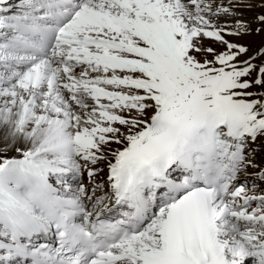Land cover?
I'll list each match as a JSON object with an SVG mask.
<instances>
[{"label": "snow or ice", "instance_id": "6c2138e0", "mask_svg": "<svg viewBox=\"0 0 264 264\" xmlns=\"http://www.w3.org/2000/svg\"><path fill=\"white\" fill-rule=\"evenodd\" d=\"M253 33L264 0H0V264H264Z\"/></svg>", "mask_w": 264, "mask_h": 264}, {"label": "bare ground", "instance_id": "6f19581e", "mask_svg": "<svg viewBox=\"0 0 264 264\" xmlns=\"http://www.w3.org/2000/svg\"><path fill=\"white\" fill-rule=\"evenodd\" d=\"M241 11L243 12L242 18L247 20L250 19L253 15H255V11H247L241 7ZM229 39H236L235 37H229ZM239 43H242L250 48V54L252 50H255L258 46L264 42V33L259 35L253 33L251 35H245L239 38ZM258 162L264 161V149H261L257 155Z\"/></svg>", "mask_w": 264, "mask_h": 264}]
</instances>
